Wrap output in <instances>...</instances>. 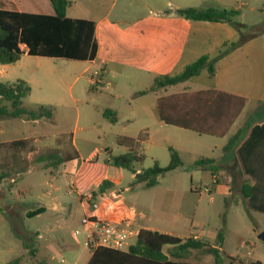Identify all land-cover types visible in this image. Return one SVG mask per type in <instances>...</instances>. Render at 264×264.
<instances>
[{
    "label": "rangeland",
    "instance_id": "374dc122",
    "mask_svg": "<svg viewBox=\"0 0 264 264\" xmlns=\"http://www.w3.org/2000/svg\"><path fill=\"white\" fill-rule=\"evenodd\" d=\"M188 2V8L199 10L221 4L226 6L225 10L240 6V13L232 21L242 25L246 23L243 35L264 32V0ZM246 2L248 6L241 7ZM78 4L87 7V2ZM120 4L100 25L98 40L101 48L92 68L85 62L64 58L30 57L26 62V78L30 80L31 90L23 100V107L33 111L39 106H50L53 116L38 122L11 118L0 120V143L30 139L37 152L59 149L62 155L72 156V160L52 173L32 163L37 153L24 151L18 154L17 160L27 161L30 169L14 175L11 178L14 182L9 178L0 185V264H60L61 257L71 264H86L92 249H84L85 235L81 227L84 212L78 197L94 190L97 182L113 176L121 180L123 190L129 188L123 193L124 200L136 206L139 215H145L142 222H149L154 228L183 239L188 238L190 232L201 235L211 247V255L194 260L207 263L206 260L212 259L215 264L233 261L248 264L259 260L264 264V241L258 238L264 232V214L247 208L244 198L239 195L240 179L232 183L233 192L228 198L216 191L206 193L205 187L211 185L210 174L196 168L186 152L190 139L199 136L174 126L142 129L150 118L158 117L153 106L154 94H138L148 88L152 80L132 73L109 75L101 78L98 84L91 81V75L100 62L109 59L108 25L117 20L115 13ZM75 10H68L67 15L70 18H91L82 13L81 8ZM233 45L220 54L233 49ZM134 56L118 49L110 59L114 66H119L125 58ZM106 109L117 112L115 125L103 118L102 113ZM143 132L146 135H142L143 142L136 150L145 157L141 163H136V168L146 170L155 163L160 167L168 166L169 148L179 149L183 162L182 171L158 178V184L148 189L133 185L130 172L104 162L109 156L126 153V148L117 143L119 137L136 139ZM201 139L205 141L199 146L201 149L206 148L209 141H216L208 137ZM9 156L10 152L5 147L0 148V168L5 163L11 164ZM39 208L45 211L27 216L28 212ZM76 229L81 231L80 235L75 234ZM67 243L75 248L65 251ZM163 251L171 259L173 255L195 252L173 246H165Z\"/></svg>",
    "mask_w": 264,
    "mask_h": 264
},
{
    "label": "crops",
    "instance_id": "0c3cea01",
    "mask_svg": "<svg viewBox=\"0 0 264 264\" xmlns=\"http://www.w3.org/2000/svg\"><path fill=\"white\" fill-rule=\"evenodd\" d=\"M188 1L189 0H71V5L68 10L73 9L75 12L76 8H81L82 13L91 17L86 20L95 23V39L97 42L96 57L91 61H81L89 64V67L92 68L98 60L101 48V44L98 40L100 25L112 15L118 3H121L117 12L115 11L117 20L109 22L108 25V36L106 40L108 42L107 54L109 55V59L102 60L97 67V69L103 68L102 79L107 78L109 75L122 76L135 73L143 79H151L153 84L155 78L164 75L173 76L179 74L187 65L195 62L202 56H208L210 60H214V65L216 67L213 76L209 74L208 69H204L198 76L184 83L149 94H154L155 96L153 106L156 107V110L157 101L160 97L184 92L193 93L204 90H216L245 100L242 112L233 122L229 132L225 136L216 137L193 132L199 137H192L189 141L190 145L186 150L191 157L193 165L197 160L202 158L214 161V163L209 166L210 168L196 167L210 174L211 185L209 186V194L216 191L221 193L224 198H228L231 192H233L234 186L232 183L234 184L236 179H240L238 189L239 195L243 197V187L245 185H253L254 180L240 173L237 150L240 145L248 140L255 126L264 124V32H260L247 42L231 49L221 56L222 54H220V52L223 49L231 44L238 43L240 37L238 30L230 22H194L182 18L177 14V10L188 8L190 5ZM79 2H87V7H80L78 4ZM246 6H248L247 2L241 4V7ZM214 8L220 10L225 9L226 6L221 4V6H216ZM249 8L250 10H255L254 7ZM0 10L38 15L54 14L50 0H0ZM233 10L239 11L240 13V6H235ZM67 17L69 16L67 15ZM130 18L132 20H127ZM72 19L83 18L75 17ZM243 25H246V23ZM20 49L22 55L17 62L10 65H0V82L14 83L18 80H22L27 84L29 83L30 80L26 78L27 74L25 72L26 62L30 57L39 56H30L28 54V47L24 44L20 45ZM118 49L130 55H135L136 57H131V59L125 58L126 60L124 59L119 66H114L111 59L113 55L117 53ZM249 109H251L250 112L248 111ZM115 113L117 115V112ZM150 126L170 125L163 124L158 117H155V119L150 118V122L143 124L142 129L147 130ZM238 132H240L239 140L235 142L230 150L224 151V147L227 145L229 138L236 135ZM257 134L258 135L253 137V142H258V145H260L264 143V132ZM142 135H146V133L143 132L140 136ZM202 137L215 138L216 141H209V143L206 144V148L201 149L199 146L205 143V141L201 139ZM175 149L180 156V150L177 148ZM56 150L60 151L59 149ZM34 152L39 153L36 150ZM216 154H218V156H216ZM255 156H257L255 152L251 153L247 156V159L252 163L251 167H253L259 177L264 179V164L261 163L262 157L259 154L257 157ZM66 163L60 165L56 170H49L52 173L58 172ZM29 169L27 171H29ZM141 171V169L136 168V173ZM180 171H182V168L173 172ZM14 175L16 174H13L10 179L14 177ZM215 178H217L216 183H214ZM131 179L134 182L135 174L131 175ZM103 180H108L114 186L108 194L113 192L121 193L124 199L123 193L129 190V188L123 190L119 178L113 176L102 179L96 183L95 189ZM11 181L13 182V179H11ZM136 185L145 188L143 184ZM212 200L213 198L211 197V201ZM244 200L247 206V199L244 198ZM124 202L128 208L132 209L131 213H129V217L131 218L130 225L132 227L139 231L144 229L171 235L168 232L154 228L149 222H142L145 219V215H139L136 206H132L133 204L131 205L130 202L126 200H124ZM54 207L56 208L57 206ZM188 238L205 242L202 240L200 234L194 232H190ZM66 246L65 251L75 248L71 243H67ZM84 249L86 250L87 248L84 247ZM210 249L211 247L207 249L205 247L193 253L176 255L177 258L173 256V260H177L181 257L186 259H190L191 257L192 259L200 258L201 260L202 258L210 257ZM89 251L91 256V250ZM194 259L190 261L200 264H215L212 259L206 260L207 263H202L200 260ZM248 264L263 263L259 260H255Z\"/></svg>",
    "mask_w": 264,
    "mask_h": 264
},
{
    "label": "trees",
    "instance_id": "16d2710c",
    "mask_svg": "<svg viewBox=\"0 0 264 264\" xmlns=\"http://www.w3.org/2000/svg\"><path fill=\"white\" fill-rule=\"evenodd\" d=\"M50 2L54 10L53 15L0 10V65L17 62L22 55L20 49L22 44L28 47L30 56L64 58L75 61L95 59L97 53L95 23L86 19L67 17L66 13L71 5V0H50ZM177 14L194 22L232 23L240 32V40L233 45L234 48L257 35H243L242 30L245 26L232 21V18L239 14L236 10L185 8L177 10ZM204 69H208L211 76L215 74L214 60H210L208 56H202L187 65L179 74L155 78L149 88L138 94L145 95L184 83L198 76ZM30 90V86L22 80L14 83L0 82V120L8 118L27 121L51 119L53 109L50 106H39L33 111L23 107V100L29 95ZM244 104L245 100L242 98L216 90H204L160 97L157 101V111L159 120L165 125L201 135L223 137L229 132L233 122L242 112ZM102 115L111 124L117 123V115L114 111L106 109ZM261 132H264V124L253 128L248 140L239 146L237 159L240 164V173L254 180L253 185L243 187V197L247 199L248 209L264 214V179L259 177L251 167L252 163L247 159L248 155L255 152V155L259 154L262 157L261 163L264 164V143L258 145V142H253V137ZM239 138L240 132L231 136L224 151L230 150ZM143 139L142 136L137 139L119 137L118 145L124 146L127 152L119 156H109L104 162L108 166L135 174L133 185L143 184L145 188H151L158 184V178L182 168L183 162L178 152L170 148L168 166L160 167L155 163L153 167L136 173V163H141L144 159L136 147ZM3 147L10 152L11 164L5 163L3 168H0V185L13 174H20L29 169L27 161L17 160L18 154L24 151H28V153L35 151V146L29 139L0 144V148ZM71 159L72 156L62 155L57 150H48L44 153H37L32 163L41 165L45 170H56ZM213 163L214 161L211 159L202 158L197 160L194 166L210 168L209 166ZM113 188L111 182L103 180L92 192L95 197H98L110 193ZM44 211V208H39L28 212L27 216H36ZM165 246L178 247L182 251H198L208 247L205 242L193 238L181 239L173 235L142 229L139 231L136 241L126 250L118 251L102 246L93 248L86 264H200L188 261L183 257L177 260L171 259L163 251ZM173 256L177 258L175 255Z\"/></svg>",
    "mask_w": 264,
    "mask_h": 264
},
{
    "label": "built area",
    "instance_id": "2783aa9c",
    "mask_svg": "<svg viewBox=\"0 0 264 264\" xmlns=\"http://www.w3.org/2000/svg\"><path fill=\"white\" fill-rule=\"evenodd\" d=\"M103 76V68L93 71L91 81L98 84ZM217 178L214 179V183ZM205 192H210L205 187ZM79 202L84 216L81 219L82 232L85 235L84 245L87 249L98 246L113 250H125L132 245L138 236L139 230L130 225L129 213L132 209L125 205L121 193L113 192L95 197L93 192H87L79 196ZM80 235L79 229L75 230ZM60 264H71L63 257ZM230 264H242L233 261Z\"/></svg>",
    "mask_w": 264,
    "mask_h": 264
},
{
    "label": "water",
    "instance_id": "95a60500",
    "mask_svg": "<svg viewBox=\"0 0 264 264\" xmlns=\"http://www.w3.org/2000/svg\"><path fill=\"white\" fill-rule=\"evenodd\" d=\"M258 238H259L260 240L264 241V232L261 233V234L258 236Z\"/></svg>",
    "mask_w": 264,
    "mask_h": 264
}]
</instances>
